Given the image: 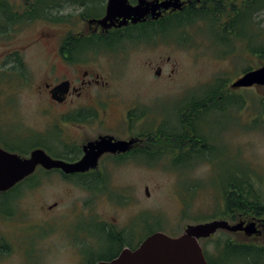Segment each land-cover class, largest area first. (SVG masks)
Here are the masks:
<instances>
[{"label": "rangeland", "instance_id": "1", "mask_svg": "<svg viewBox=\"0 0 264 264\" xmlns=\"http://www.w3.org/2000/svg\"><path fill=\"white\" fill-rule=\"evenodd\" d=\"M255 21L262 28L260 37L245 26L244 40L231 36V44H223L217 30L205 26L184 33L181 38L176 35L181 43L180 50H177L176 41H170L174 46L169 45L167 56L180 60L182 74L163 84L165 89L173 86V92L130 93L131 82L135 81L125 80L118 84V93H102L111 97L110 107L102 103L100 110L105 113L102 119L95 108H90L92 117H96L91 120L104 124L93 130L97 135L111 133L109 124L123 121L120 114L134 105L140 110H148L151 127L156 126L155 120L164 121V128L171 132L179 128L178 116L187 104L215 95L209 108L198 111L196 120L202 138L206 137L213 146L212 150L205 149L211 162L210 159H197L191 167L183 163L185 168L181 170L173 164L171 157H166L155 166H148L144 159L145 163L135 161L118 166L109 178V188L116 191L113 196H120L119 202L93 192L90 187L93 178L86 179L82 189L60 177L50 175L46 180L37 175L33 181H44L40 188L29 190L28 184L19 185L15 191H20L22 198L17 196L13 205L16 212L11 217L0 214V246L4 244L0 249V264H82L85 254L109 256L119 246L117 242H111L102 223L113 231L130 229L126 237L133 243L156 231L171 237L179 236L187 224L204 222L207 217H223L222 185L233 177L252 174L259 182L255 187L264 193V93H212L219 89L221 82L232 83L244 69H255L263 64L255 54H248L242 43H249L253 49L264 44V10ZM137 82L144 85L146 81ZM181 86H184V93H176ZM47 104L45 97H39L29 89L0 98V139L5 140L11 151H19L41 139H29L25 144L23 129L28 134H36L57 121L53 119L52 107L41 109ZM40 145L51 148L50 141ZM0 147H4L1 142ZM9 196L0 198L4 209L10 201ZM54 204L58 205L49 211L48 207ZM42 205L46 209L43 210ZM83 219L84 235L80 231ZM218 237L220 253L230 238L235 245L264 246V228L260 234L250 236L251 239L231 233ZM212 243L215 242L205 240L202 246L214 258ZM233 254H238L236 249L227 254L229 260ZM243 263L238 261L236 264Z\"/></svg>", "mask_w": 264, "mask_h": 264}, {"label": "flooded vegetation", "instance_id": "2", "mask_svg": "<svg viewBox=\"0 0 264 264\" xmlns=\"http://www.w3.org/2000/svg\"><path fill=\"white\" fill-rule=\"evenodd\" d=\"M262 10L264 0H0V98L33 90L48 101L41 109L52 107L53 119L57 120L36 134H28L23 129L24 143L28 144L29 139L41 137L37 143L28 144V147L19 151H11L4 143L5 140L0 139L4 144L3 149L24 158L30 157L34 150L41 149L55 160L74 164L84 158L89 142H95L101 136L113 137V141L135 140L126 152L102 154L97 169L67 174L61 169L47 170L38 166L34 174L17 186L24 183L28 184L29 190L38 186L40 188L44 181H33L34 177L42 175L47 180V177L53 175L84 189L86 179L93 178L90 185L93 192L113 197L119 202L120 196H113L116 191L109 188V178L114 175L118 166L140 162L146 155L149 158L153 143L148 139L147 132L158 129L166 131L165 122L155 120L156 126L151 127L147 119L148 110H140L134 105L120 114L123 121L109 124L111 133L97 135L93 130L104 124L91 120L96 117H92L90 108H95L102 119L101 116L105 115L100 110L102 103L107 104V107L111 106L108 103L111 97L102 93H118V84L125 80L135 81V84L131 82L130 93L173 92V86L165 89L163 84L178 79L183 65L178 58L167 56L169 45L174 46L170 41H176L177 50H180L178 46L181 45L179 38L182 34L195 32L204 26L210 30L220 29L211 24L209 18L213 15L224 19L225 29L231 30L245 28L246 19H255ZM176 35L180 37L175 38ZM242 43L244 49L250 51L249 43ZM257 50L255 56L263 64L251 70L264 66V44H259ZM247 69L232 83L221 82L219 89L212 93H264V86L261 85L232 87L234 82L251 71ZM137 81L146 82L142 85ZM176 93H184V86ZM262 105L264 111V98ZM178 125L182 133L188 131L191 137L185 143L201 141L194 133L196 130L199 134L195 120L190 123L178 122ZM48 141L50 149L40 145ZM167 152L168 149H164L162 157L154 156L156 160L150 158L148 166H155L164 158L171 157ZM186 162L188 167L196 164V154L187 158ZM175 166L181 170L185 168L183 164ZM9 194L10 201L7 202L6 209L9 203H16L17 196L22 198L20 191L7 193ZM56 205L58 204L49 206L48 210L52 211ZM42 209H46V206L42 205ZM220 219L227 220L231 225L241 224L244 227L254 223L258 233L251 236L258 235L264 228L263 216L241 213L235 216L223 215ZM81 225L80 231L84 235V219ZM114 231L121 236L111 240L119 246L113 253L115 257L125 249L135 250L153 234L149 233L133 243L132 239L128 240L126 237L130 229ZM224 233L251 239L243 230H219L209 239L201 240V244L205 240L215 242L212 243L213 264H236L238 261L245 263L241 250L236 251L238 254H233L230 260L227 256L229 252L223 255L218 252V236ZM232 241L233 238H230L228 243L232 244Z\"/></svg>", "mask_w": 264, "mask_h": 264}, {"label": "water", "instance_id": "3", "mask_svg": "<svg viewBox=\"0 0 264 264\" xmlns=\"http://www.w3.org/2000/svg\"><path fill=\"white\" fill-rule=\"evenodd\" d=\"M254 85L264 86V66L245 73L233 83L232 87ZM60 94L65 95L66 93ZM113 139V137L104 135L95 142H89L84 158L74 164L55 160L41 149L34 150L30 157L24 158L0 147V193L14 188L32 175L38 166L47 170L61 169L67 174L97 169L98 160L102 154L126 152L135 141H113ZM146 193L149 194L148 188H146ZM219 230L230 232L243 230L248 236L258 233L254 223H249L244 227L241 224L231 225L224 219L187 224L183 233L178 237L155 232L135 250L125 249L117 257L95 264H208L200 240L214 236Z\"/></svg>", "mask_w": 264, "mask_h": 264}, {"label": "trees", "instance_id": "4", "mask_svg": "<svg viewBox=\"0 0 264 264\" xmlns=\"http://www.w3.org/2000/svg\"><path fill=\"white\" fill-rule=\"evenodd\" d=\"M209 20L211 21V24H215L216 27L220 28V29H216L217 30L216 34L220 36V39L222 41H224L222 42L223 44H229L231 36L237 37L239 41L244 40L243 34L245 33V31L243 27H241L240 29L239 28L237 29L233 28L231 30L230 28L225 29L223 24L224 19L218 18L215 15L209 18ZM236 20L237 19H234V21ZM246 22H247L246 26L249 28L248 30L254 32L256 31L257 37H260L262 35L260 32L262 28L259 27L260 24H258L255 21V19H253L252 17H248L246 19ZM253 27L255 28L253 29ZM249 52L256 54L258 50L250 47ZM251 69L252 67H249L247 71ZM206 98L207 99H203L200 101H197L195 99L190 104H187L182 109L181 115L178 116L179 123L180 122L190 123L193 122L194 120L196 121L198 117V111L200 109L209 108L216 97L215 95L214 96L207 95ZM189 108L191 109L190 111L187 110ZM194 133L197 139L198 138L201 139L200 142L195 141L193 143H185V140L191 137L189 136L188 131H184V133H182V130L180 128L171 132H166L163 129L148 131L147 137L149 140L152 141L153 149L151 155H149V158L148 155H146L144 156V158H141V161L144 163L145 161L147 163L148 162L150 163V158L153 157L152 159L156 160L154 156H159L158 158L162 157L164 149H168L167 153L169 154V156H171L174 165L187 163L186 159L193 157L194 154H196L197 159L200 161L207 160L208 158L206 157L205 149L212 150L213 146L208 143L206 137L202 138L201 134L200 133L198 134L196 130L194 131ZM158 160L159 159H157V161ZM209 161L211 162V159ZM257 179L258 178H256L252 174H246V176L242 178L233 177L231 178L230 181L227 182L226 185H222L225 206L222 210L221 215L235 216L241 213H245V214L256 215L257 217L259 216L264 217V193H260L258 189L255 187L256 183H259ZM17 187L18 186H15L13 189H11L6 193H0V198L7 195V193H12L17 189ZM193 187L194 189L196 188L195 186ZM14 204L15 203L8 204L7 209H4L3 206L0 204V214L3 216H12V213L16 211L15 207L13 206ZM206 220H209V218L208 217L205 218L204 221ZM102 226L104 228V232L109 234V237H111L112 240L119 239L121 237L120 234L116 233V231L111 230L110 227L108 228V225L106 223H102ZM1 246H4V244ZM1 246L0 249H2ZM235 249L236 251L241 250L243 252V259L246 264L264 263V246L235 245L234 243L231 244L227 242L221 252V255L226 253V251L231 252ZM205 256L207 258L208 264H213V258L212 256H210V254L207 251H205ZM114 257L115 254L104 257L95 256L92 253L85 254V262H82V264H95L98 261L111 260Z\"/></svg>", "mask_w": 264, "mask_h": 264}]
</instances>
